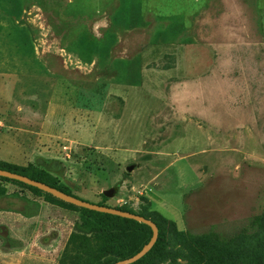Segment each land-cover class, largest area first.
I'll return each mask as SVG.
<instances>
[{"label":"rangeland","instance_id":"obj_1","mask_svg":"<svg viewBox=\"0 0 264 264\" xmlns=\"http://www.w3.org/2000/svg\"><path fill=\"white\" fill-rule=\"evenodd\" d=\"M6 100L24 166L156 222L154 264H264V0H0L3 124ZM3 185L0 264L115 260L79 207Z\"/></svg>","mask_w":264,"mask_h":264},{"label":"trees","instance_id":"obj_2","mask_svg":"<svg viewBox=\"0 0 264 264\" xmlns=\"http://www.w3.org/2000/svg\"><path fill=\"white\" fill-rule=\"evenodd\" d=\"M0 169L8 170V171L20 174V175L27 176L30 179H33V180L42 182L44 184H47V185H49L53 188H56L57 190H60L66 194L78 197L76 195L71 194L67 190V188H65L62 184H59L54 176H52L51 174H49L45 170L40 169L34 165L27 164L26 166H18V165H14V164H10L7 162L0 161ZM3 182H9V183L18 185L20 187H24L32 193H42L45 196L51 197L49 194H47L45 192L43 193L42 191H40L34 187L27 186L21 182L15 181V180L0 177V198L6 195ZM11 195L15 196V194H13V193H11ZM100 198L105 199L103 195H101ZM96 204L103 205L102 203H96ZM114 208L119 209V210H123V211H127V210L117 208V207H114ZM79 209L81 211L85 212L87 214V217L89 218V221L86 224V231L93 233L96 236V240L106 239V243L102 246L101 249H102L103 253L111 254L115 257V260H112L110 262H105L104 264H111L117 260L132 256L150 238V235H151L150 228L148 226L140 223V222H136V221L131 220V219L121 218V217L110 215V214H105V213H100V212H96V211H92V210H87L84 208H79ZM128 212H130V211H128ZM131 213H133V212H131ZM134 214H136V213H134ZM140 216H142V215H140ZM142 217H144V216H142ZM144 218H146V217H144ZM259 219H260L259 217H255L252 220V224H254L255 227L259 225L260 221L264 220L263 217L261 218L260 221H259ZM153 223L157 227V237H156L155 242L152 244L150 249L143 256H141L139 259H137L136 261H134L130 264H154V260H155V258H157L158 254H159V249H160L161 244H162V237L163 236L161 235V230H160L158 224L156 222H153ZM131 228L145 229V231L147 232L146 237L143 234H141V235H143V236H141L143 238L141 241L142 243L139 246H137V248L130 251L125 247V245L122 242H121V246L115 245L113 243L114 236H116V235L121 236L119 232L122 231V229L124 231H126L125 229H131ZM201 238L204 240L215 241L216 243H220L222 245L228 244L227 239L219 238L216 234H214L212 232L202 235ZM85 244L86 243H84V245ZM87 247L88 246H84L85 249ZM97 248L100 250V246H96L95 249H97ZM95 249H93V250H95Z\"/></svg>","mask_w":264,"mask_h":264},{"label":"water","instance_id":"obj_3","mask_svg":"<svg viewBox=\"0 0 264 264\" xmlns=\"http://www.w3.org/2000/svg\"><path fill=\"white\" fill-rule=\"evenodd\" d=\"M131 169H132V166L126 167V170H128V171ZM0 177L15 180V181L21 182L27 186L34 187V188H36L42 192H45V193L63 201V202L74 205L76 207L84 208L87 210H92V211H96V212H100V213L110 214V215L118 216L121 218L131 219V220H134L136 222H140V223H142V224H144L150 228V231H151L150 238L135 254H133L132 256H129L127 258L117 260L111 264H130V263L136 261L137 259H139L141 256H143L150 249V247L152 246V244L156 240L157 227L148 218H144L138 214H134V213H131L128 211L119 210V209H116L114 207L105 206V205H98V204L90 202L88 200L66 194V193H64L60 190H57L56 188H53L47 184H44L42 182L30 179L27 176L20 175V174H17L15 172H11L8 170L0 169ZM101 194L105 197H110L113 194V190L112 189L103 190L101 192Z\"/></svg>","mask_w":264,"mask_h":264},{"label":"crops","instance_id":"obj_4","mask_svg":"<svg viewBox=\"0 0 264 264\" xmlns=\"http://www.w3.org/2000/svg\"><path fill=\"white\" fill-rule=\"evenodd\" d=\"M11 102H4L1 112L9 117V109L12 106ZM1 115V114H0ZM21 115L15 114L12 117L6 119L5 124L0 121V161L10 164L24 166V157L28 148L26 143V135L24 134L20 126Z\"/></svg>","mask_w":264,"mask_h":264}]
</instances>
